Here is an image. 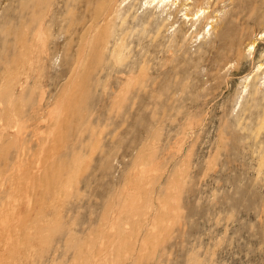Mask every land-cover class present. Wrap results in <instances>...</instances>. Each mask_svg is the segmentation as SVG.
<instances>
[{"label": "rangeland", "instance_id": "obj_1", "mask_svg": "<svg viewBox=\"0 0 264 264\" xmlns=\"http://www.w3.org/2000/svg\"><path fill=\"white\" fill-rule=\"evenodd\" d=\"M145 1L0 0V264H264V15Z\"/></svg>", "mask_w": 264, "mask_h": 264}, {"label": "bare ground", "instance_id": "obj_2", "mask_svg": "<svg viewBox=\"0 0 264 264\" xmlns=\"http://www.w3.org/2000/svg\"><path fill=\"white\" fill-rule=\"evenodd\" d=\"M174 1L175 0H147V1H145V5L148 6V7H151L152 5H155V8H160L162 10H166V8H168L169 6H171V5H173L175 3ZM242 2H244V4L243 3L242 4H243V8L245 9V13H241L240 12V14H242V16L240 15L241 16L240 17L239 16V13H237V12H235V11L232 10L231 14L234 17L237 16V18L240 21H243V23L250 24V23L254 22L253 21L254 17H262V15H264V0H243ZM237 5H238V3H237ZM235 7H237V6H235ZM184 14H185L186 17L189 16V14H187V13H184ZM197 16H198V14H197ZM199 17H200V15L198 16L197 19H199ZM226 20H227V18H224V22H223L222 25H224L227 22ZM225 30H226V28H225ZM254 43L255 42L253 41L250 44V46L252 47V49L254 47ZM262 65L263 64H260L258 66V69H260L262 67Z\"/></svg>", "mask_w": 264, "mask_h": 264}]
</instances>
